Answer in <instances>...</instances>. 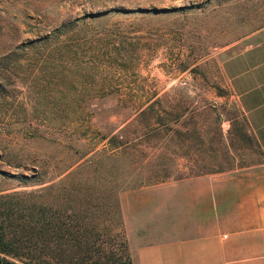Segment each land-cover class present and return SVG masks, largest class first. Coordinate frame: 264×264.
Returning <instances> with one entry per match:
<instances>
[{"label": "rangeland", "instance_id": "obj_1", "mask_svg": "<svg viewBox=\"0 0 264 264\" xmlns=\"http://www.w3.org/2000/svg\"><path fill=\"white\" fill-rule=\"evenodd\" d=\"M262 30L264 0H0V195L128 264L121 191L258 159L222 63Z\"/></svg>", "mask_w": 264, "mask_h": 264}, {"label": "crops", "instance_id": "obj_2", "mask_svg": "<svg viewBox=\"0 0 264 264\" xmlns=\"http://www.w3.org/2000/svg\"><path fill=\"white\" fill-rule=\"evenodd\" d=\"M262 35L222 63L258 159L121 191L130 264H264V30Z\"/></svg>", "mask_w": 264, "mask_h": 264}, {"label": "trees", "instance_id": "obj_3", "mask_svg": "<svg viewBox=\"0 0 264 264\" xmlns=\"http://www.w3.org/2000/svg\"><path fill=\"white\" fill-rule=\"evenodd\" d=\"M117 144L118 142L111 145L118 147ZM119 144L125 145L126 142H119ZM77 160L78 158L67 165L64 171L74 165ZM15 195V193L0 195V254L14 258L22 264L99 263L93 255H97L100 251L97 254L87 252V250L90 251L89 247L92 244L90 240L74 239L68 236L71 225L59 219V210L55 205H45L43 202L23 205L20 204L22 203L20 200L13 199ZM72 215L68 214L67 218L69 219ZM62 240L65 242L60 244ZM76 244L82 247L77 254L70 252L71 247ZM45 247L53 248L54 254H44L42 251ZM56 248L68 250L61 255L56 254ZM0 259L6 261L3 257ZM128 264H130L129 258Z\"/></svg>", "mask_w": 264, "mask_h": 264}, {"label": "water", "instance_id": "obj_4", "mask_svg": "<svg viewBox=\"0 0 264 264\" xmlns=\"http://www.w3.org/2000/svg\"><path fill=\"white\" fill-rule=\"evenodd\" d=\"M0 264H16V263H14V262H11V261H5V260H1L0 259Z\"/></svg>", "mask_w": 264, "mask_h": 264}]
</instances>
